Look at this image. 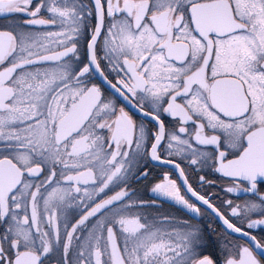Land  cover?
<instances>
[{"label": "snow or ice", "instance_id": "obj_1", "mask_svg": "<svg viewBox=\"0 0 264 264\" xmlns=\"http://www.w3.org/2000/svg\"><path fill=\"white\" fill-rule=\"evenodd\" d=\"M0 264H264V0H0Z\"/></svg>", "mask_w": 264, "mask_h": 264}]
</instances>
